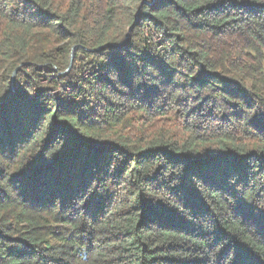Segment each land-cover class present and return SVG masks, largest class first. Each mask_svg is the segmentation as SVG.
Here are the masks:
<instances>
[{
  "label": "trees",
  "instance_id": "1",
  "mask_svg": "<svg viewBox=\"0 0 264 264\" xmlns=\"http://www.w3.org/2000/svg\"><path fill=\"white\" fill-rule=\"evenodd\" d=\"M0 264H264V0H0Z\"/></svg>",
  "mask_w": 264,
  "mask_h": 264
},
{
  "label": "rangeland",
  "instance_id": "2",
  "mask_svg": "<svg viewBox=\"0 0 264 264\" xmlns=\"http://www.w3.org/2000/svg\"><path fill=\"white\" fill-rule=\"evenodd\" d=\"M147 30H148L149 34L153 36V38H154L155 41H158V40H159L158 38H160V41L157 42V45H158V46H161V40L163 39L162 35H161V34H158V33H156V32H153V34H151L152 30H150L149 27L147 28ZM150 41H152L151 38H150ZM158 43H160V45H159ZM72 50H73V48L71 49V53H72ZM75 51H76V50H75ZM74 55H75V52H74ZM68 71H69V70L67 69L66 71H64V73H66V72H68Z\"/></svg>",
  "mask_w": 264,
  "mask_h": 264
},
{
  "label": "water",
  "instance_id": "3",
  "mask_svg": "<svg viewBox=\"0 0 264 264\" xmlns=\"http://www.w3.org/2000/svg\"><path fill=\"white\" fill-rule=\"evenodd\" d=\"M155 1V0H154ZM76 46L73 47L72 53H71V59H70V63H69V68L68 70L71 68L72 64H73V58H74V52H75ZM17 71L18 69L14 72L13 75V84H15V80H16V75H17Z\"/></svg>",
  "mask_w": 264,
  "mask_h": 264
},
{
  "label": "built area",
  "instance_id": "4",
  "mask_svg": "<svg viewBox=\"0 0 264 264\" xmlns=\"http://www.w3.org/2000/svg\"><path fill=\"white\" fill-rule=\"evenodd\" d=\"M151 34H153V31L151 32ZM150 36H151L152 41L155 42L156 44H157V42L160 41V38H158L159 39L158 41H155L154 38H153V36L152 35H150ZM158 44L160 45V43H158ZM158 47H161V46H158Z\"/></svg>",
  "mask_w": 264,
  "mask_h": 264
}]
</instances>
